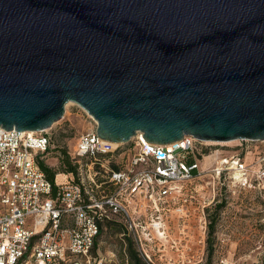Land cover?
I'll return each instance as SVG.
<instances>
[{
	"label": "water",
	"instance_id": "1",
	"mask_svg": "<svg viewBox=\"0 0 264 264\" xmlns=\"http://www.w3.org/2000/svg\"><path fill=\"white\" fill-rule=\"evenodd\" d=\"M68 103L111 143L264 141V0H0V127Z\"/></svg>",
	"mask_w": 264,
	"mask_h": 264
},
{
	"label": "built area",
	"instance_id": "2",
	"mask_svg": "<svg viewBox=\"0 0 264 264\" xmlns=\"http://www.w3.org/2000/svg\"><path fill=\"white\" fill-rule=\"evenodd\" d=\"M76 106L95 128L79 135L68 152L75 171L61 180L56 175L53 184L39 165L54 149L48 130L0 127V264H82L107 223L122 226L138 257L153 264L152 245L170 239L168 215L181 223L172 241L177 251L190 249V232L206 233L204 206L190 227L194 181L206 178L212 195L223 187L264 189V154L248 164L239 154L222 155L205 170V153L193 137L155 145L137 133L128 143H111L98 137L96 121Z\"/></svg>",
	"mask_w": 264,
	"mask_h": 264
},
{
	"label": "rangeland",
	"instance_id": "3",
	"mask_svg": "<svg viewBox=\"0 0 264 264\" xmlns=\"http://www.w3.org/2000/svg\"><path fill=\"white\" fill-rule=\"evenodd\" d=\"M94 128L95 124L83 117L76 104H67L63 118L48 129L55 153L44 160L45 164L53 171L64 174L60 163L61 151L68 154L75 146L77 137ZM197 149L205 153L200 165L207 170L213 166L215 158L222 155L239 154L247 164L253 163L263 156L264 141L201 142ZM206 182V178L193 182L197 195L192 206L196 210L190 221V227L197 226L195 218L200 216L199 211L204 206L208 223L206 233L203 235L197 230L190 232L187 236L190 249L180 248L177 251L172 248V241L181 223L177 216L168 215L170 239L161 241V246L159 242L152 245L154 249H150L149 253L153 264H264V189L241 193L223 187L219 193L212 195L207 192ZM213 221L214 230L209 234ZM128 239L130 237L122 226L105 224L97 238L96 249L89 258L81 260L82 264H94L95 259H102L103 264H131L127 255ZM209 246L213 248L210 257Z\"/></svg>",
	"mask_w": 264,
	"mask_h": 264
},
{
	"label": "trees",
	"instance_id": "4",
	"mask_svg": "<svg viewBox=\"0 0 264 264\" xmlns=\"http://www.w3.org/2000/svg\"><path fill=\"white\" fill-rule=\"evenodd\" d=\"M54 153H55V148L52 149L51 151H49V153L45 154L43 160H39V165H40L41 170L45 174L46 179L49 182H51L52 184L54 183L56 175H58L60 173L53 171L52 168H50L49 166H47L45 164L44 160L48 159ZM61 155L62 156H60V163H61V169H62L63 173L64 174H69V173L74 172L75 171V167L70 162V159H69V156H68L67 152L66 151H61ZM214 224H215V221L210 223L209 234L213 233ZM95 249H96V243H95V246H94L92 251H94ZM212 252H213V248H212V246H209V250H208L209 257L212 255ZM127 255H128V258H129L131 264H145L138 257V254H137L136 249H135V247L133 245V242L130 239L127 240ZM209 261H210V259H209Z\"/></svg>",
	"mask_w": 264,
	"mask_h": 264
},
{
	"label": "bare ground",
	"instance_id": "5",
	"mask_svg": "<svg viewBox=\"0 0 264 264\" xmlns=\"http://www.w3.org/2000/svg\"><path fill=\"white\" fill-rule=\"evenodd\" d=\"M69 105L70 104H73V103H68ZM206 144H207V142H205ZM210 143V142H209ZM212 143V142H211ZM63 178V175L62 174H60L59 176H58V180H61Z\"/></svg>",
	"mask_w": 264,
	"mask_h": 264
},
{
	"label": "crops",
	"instance_id": "6",
	"mask_svg": "<svg viewBox=\"0 0 264 264\" xmlns=\"http://www.w3.org/2000/svg\"><path fill=\"white\" fill-rule=\"evenodd\" d=\"M58 179V178H57Z\"/></svg>",
	"mask_w": 264,
	"mask_h": 264
}]
</instances>
